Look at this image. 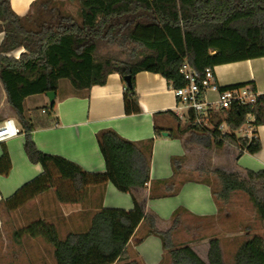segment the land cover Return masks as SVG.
Masks as SVG:
<instances>
[{
	"label": "trees",
	"instance_id": "obj_1",
	"mask_svg": "<svg viewBox=\"0 0 264 264\" xmlns=\"http://www.w3.org/2000/svg\"><path fill=\"white\" fill-rule=\"evenodd\" d=\"M65 2H74L77 10L63 8ZM0 33V84L5 102L20 125L26 157L44 169L1 204L8 210L19 207L27 191L42 192L51 184L53 171L61 178L57 181H68L73 191L110 181L119 191L129 192L133 200L129 211H94L84 228L69 231L62 238L55 222L37 216L13 231L16 240L23 235L42 238L51 245L56 264H139L129 240L134 236V242H138L148 235L161 241L160 264H264V232L243 240L232 262L224 263L216 237L208 242L207 261L189 245L175 244L173 227L183 209L173 212L170 228L156 227L155 215L144 211L132 190L150 182L152 138L131 141L112 129L98 131L95 137L106 172L91 174L62 157L41 152L32 140V130L50 125L54 103L29 112L23 107V100L29 95L56 91L60 79L68 80L75 90H83L104 84L108 74L116 72L123 82L124 113L137 114L140 107L134 77L139 71L159 73L171 87H181L186 83L180 72L185 63L200 82L205 68L264 56V0H34L31 11L23 16L12 10L10 0H0ZM106 44L128 45L131 51L125 58L98 55V49ZM20 49L23 51L18 57L10 55ZM126 76L129 84L124 81ZM243 85L255 89L250 83L219 89ZM248 116L254 127L264 125V92L253 104L233 102L229 108L214 110L213 127L207 134L189 119L177 121L168 135L184 137L185 143L206 148L210 144L221 147L230 143L254 154L260 150L256 131L248 142L235 134ZM222 122L227 126L225 133L217 129ZM161 130L155 126V135ZM5 156L4 153L1 158ZM180 160L181 157L171 158L172 177L151 181L150 198L178 192L183 182L175 178ZM209 173L217 178V188L208 177L200 181L210 186L216 204L226 202L233 191H242L264 227V169L246 170L245 176L220 168ZM60 189L57 185L59 198Z\"/></svg>",
	"mask_w": 264,
	"mask_h": 264
},
{
	"label": "crops",
	"instance_id": "obj_2",
	"mask_svg": "<svg viewBox=\"0 0 264 264\" xmlns=\"http://www.w3.org/2000/svg\"><path fill=\"white\" fill-rule=\"evenodd\" d=\"M33 1L10 0V6L16 14L23 16L31 11ZM72 3L74 2H65L63 8L67 9ZM2 36L3 34L0 33V41ZM17 51L20 53L22 49ZM212 70L218 86L250 83L258 94L264 92V56L217 64L212 67ZM134 81L140 112L127 115L123 108V82L118 73L108 74L104 84L92 85L83 90H75L68 80L60 79L55 91L54 107L50 113L52 119L50 125L37 127L31 132V138L36 147L43 153L59 156L74 163L84 172L95 174L106 172L95 137L98 131L112 129L121 137L131 141L152 138L150 182L144 188L132 190L138 196L144 211L155 215L156 227L160 230L170 228L172 214L178 208L183 210L179 213L173 232L177 224L185 223L187 218L201 221L215 219L219 211L218 204L212 197L211 188L200 181L202 178L192 177V173L190 175L185 173V167L190 164L187 158L198 150L202 157L209 154V163L213 169L220 168L241 176H245L246 170H262L264 169V125L254 129L260 140V150L254 154L240 151L237 146L230 143L213 148L187 144L184 137L175 138L168 135V131L176 127L177 121L183 123L185 119L177 115L176 98L166 79L159 73L139 71L135 74ZM1 90L2 99L5 100L2 87ZM206 97L213 101L217 93L208 90ZM29 99L31 105L25 107L24 104ZM47 105L49 101L45 93L29 95L23 100V107L28 112L32 108ZM5 111L0 107V122L6 118ZM167 111L171 113H166ZM155 126L163 129L158 135H155ZM235 134L241 137L242 132L237 130ZM4 153L6 156L2 159ZM172 157H181L178 173L175 175L177 181L183 180L178 192L175 195L150 198L151 181L172 177ZM223 158L230 160V170L216 166ZM192 163L195 164L196 172L202 173L198 166L206 165L207 160L200 158ZM43 172L44 169L40 163H32L26 157L22 133L0 143V233L4 228L3 211H6L5 205L1 203L11 198L22 186ZM57 176V179H61L59 174ZM64 182L66 181L62 180L56 184L61 186L60 198L55 192L56 187H52L48 191L41 192L39 205L34 206L32 212L28 213L29 210H24L22 206L7 211L15 221L22 216L30 217L29 219L39 216L56 223L70 212L86 222L88 216L90 217L94 211L101 208L126 211L133 208L131 194L119 191L110 181L99 185H89L78 191L63 185ZM214 237L204 238L207 250L209 240ZM135 240L136 237L133 236L129 241L137 254L136 260L139 264H160L163 250L157 236L148 235L141 241L134 242ZM182 244L189 245L194 251L197 247L195 241Z\"/></svg>",
	"mask_w": 264,
	"mask_h": 264
},
{
	"label": "rangeland",
	"instance_id": "obj_3",
	"mask_svg": "<svg viewBox=\"0 0 264 264\" xmlns=\"http://www.w3.org/2000/svg\"><path fill=\"white\" fill-rule=\"evenodd\" d=\"M67 9L72 12L77 10L75 3H72ZM23 51V49H22ZM130 47L128 45L119 46L117 44H106L100 47L97 51L98 55H113L118 58H125L130 52ZM11 56L19 55V51H14L10 53ZM67 81V80H66ZM30 99L26 100L25 107H29ZM0 107L6 110V117L14 118V115L8 105L6 104L4 98L2 99V90L0 87ZM26 112L27 109H25ZM18 124L17 120L15 119ZM20 127V125L18 124ZM242 132V131H241ZM207 134V132H206ZM212 143V142H211ZM191 145L203 147L201 144L192 143ZM213 144H210L208 148H213ZM204 157V158H203ZM201 155V153L195 150L188 158L189 165L185 167V173L192 177L211 179L212 185L218 187V180L209 171L213 169L209 163V154ZM206 159L207 163L204 166H198L202 173H198L195 170V162L197 159ZM187 161V162H188ZM222 166L225 169H231L230 160L228 158H223L219 160L216 166ZM193 167V168H192ZM191 171V172H189ZM58 173L52 172L51 184H47L44 191L50 190L52 187H57V176ZM66 186L68 181L63 183ZM43 192V191H42ZM41 192L27 191L22 197V204L20 206L23 209H28L32 212L34 206L39 205V197ZM220 211L215 219L212 220H197L195 218H187L185 223H179L175 227L173 232V241L176 244H182L189 241L196 242L195 251L198 256L207 261V246L204 245V238L215 236L218 238L221 255L224 263H231L233 255L237 246L245 240L247 237L253 234H262L264 232V227L258 218V215L250 202L248 196L242 191H233L226 202L219 201L218 203ZM19 206V207H20ZM3 211L4 218V228L0 233V264H56L52 256V247L46 243L40 237H29L23 235L19 240L13 237V231L18 229L21 225H26V223L31 220L30 217H20L18 221L13 220L11 214L7 211ZM89 219V216L88 218ZM86 221V220H85ZM57 229L59 231V236L62 238L69 231H76L78 229L84 228V219H81L75 213L70 212L67 216L62 217V220H58L56 223ZM163 264H171L170 262H164Z\"/></svg>",
	"mask_w": 264,
	"mask_h": 264
},
{
	"label": "built area",
	"instance_id": "obj_4",
	"mask_svg": "<svg viewBox=\"0 0 264 264\" xmlns=\"http://www.w3.org/2000/svg\"><path fill=\"white\" fill-rule=\"evenodd\" d=\"M180 72L185 80L181 87H171L176 98L175 110L177 115L186 120L191 119L192 124L205 132L213 127L212 113L217 109L229 108L233 102L244 105L255 103L258 93L248 85L219 89L212 68H205L200 82L197 81L196 72L185 63ZM213 90L217 93L215 100L207 99L206 92ZM252 117L248 116L245 123L238 129L242 131L241 138L247 142L253 137L255 127L251 124ZM220 133H225L227 126L224 122L217 125ZM21 129L14 118L6 117L0 122V143L20 134ZM236 132V131H235ZM245 151V148L239 149Z\"/></svg>",
	"mask_w": 264,
	"mask_h": 264
},
{
	"label": "water",
	"instance_id": "obj_5",
	"mask_svg": "<svg viewBox=\"0 0 264 264\" xmlns=\"http://www.w3.org/2000/svg\"><path fill=\"white\" fill-rule=\"evenodd\" d=\"M124 81L126 84H129L130 83L129 76H126L124 78ZM45 95L48 98L49 105H52L54 103V99H55V95H56L55 91H47V92H45Z\"/></svg>",
	"mask_w": 264,
	"mask_h": 264
}]
</instances>
